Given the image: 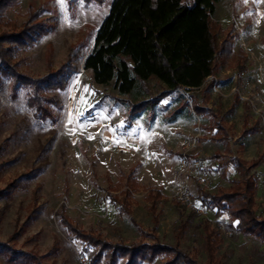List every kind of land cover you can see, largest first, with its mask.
<instances>
[{"label":"rangeland","instance_id":"374dc122","mask_svg":"<svg viewBox=\"0 0 264 264\" xmlns=\"http://www.w3.org/2000/svg\"><path fill=\"white\" fill-rule=\"evenodd\" d=\"M111 1L96 6L84 0H21L6 15L20 28L28 7H44L40 20L49 34L19 55L27 61L22 73L38 79L46 75L47 62L57 70L67 58L76 72L64 91L50 94L59 102L52 123L34 116L23 91L12 98L8 82L0 88V191L17 186L10 199L0 198V245L43 256L44 264H88L96 250L86 248L73 229L130 245L141 241L140 227L154 229L162 244L179 243L186 253L196 252L203 263L204 236L214 231L221 239L216 256L223 264H264V242L238 233L225 212L197 193V184L215 193L239 178L230 157L249 161L264 153V0H222L211 18L218 39L233 36L235 51L247 57L246 74L234 68L216 76L208 105L226 122L229 155L225 142L203 140L209 118L183 107L189 93L177 90L138 113L139 104L165 90L161 84H137L121 95L113 83L92 81L83 61ZM194 94L199 98L200 90ZM235 97L239 102L230 110ZM245 116L247 127L257 132L242 137ZM215 152L222 157L212 158ZM129 173L141 188L125 202L127 214L112 197L122 199ZM248 174L257 181V212L264 219V161ZM149 190L162 194L156 224L146 201ZM181 222L187 227L178 236ZM0 264H6L1 255Z\"/></svg>","mask_w":264,"mask_h":264},{"label":"trees","instance_id":"16d2710c","mask_svg":"<svg viewBox=\"0 0 264 264\" xmlns=\"http://www.w3.org/2000/svg\"><path fill=\"white\" fill-rule=\"evenodd\" d=\"M106 0H84L85 4L102 6ZM222 0H193L191 6L184 0H112L109 11L98 26L90 53L83 61V69L91 72L92 81L99 86L113 88L121 95H128L136 85L144 88L148 82L161 84L165 90L157 97L138 105V113L158 105L170 93L183 90L189 93L191 110L200 117H208L204 128L209 139L221 142L228 139L224 122L219 113L207 107L211 90L215 87L210 77H215L222 69H236L239 75L246 72L247 57L234 50V37L226 36L219 40L211 23L216 6ZM21 0H0V88L9 84L12 98L24 92L26 106L33 110L41 122H54L53 109L59 102L51 93L65 90L69 79L76 72L71 60L67 58L59 69L53 70L46 63V75L34 79L20 71L26 59L19 55L49 34L46 22L40 20L44 7H28L26 21L20 28L6 21L9 11L19 7ZM216 28V27H215ZM200 91L199 98L194 94ZM188 103L184 101L183 107ZM250 130H245L246 134ZM214 158L220 157L216 153ZM257 160L245 162L230 158L228 162L236 168L240 178L233 180L227 188H218L215 193L203 192L198 186L202 202L225 212L235 230L264 242V219L258 214L256 203L257 182L248 175L261 163ZM124 174H121L123 178ZM126 190L122 199L112 197L122 212L130 214L125 202L136 187L141 188L132 173L124 177ZM17 186L11 184L0 191V198L10 199ZM146 201L153 221L157 223V201L162 199L159 191L149 190ZM194 212H191L193 215ZM29 221H26L28 224ZM187 222L179 226L180 236ZM204 230L208 228L205 222ZM141 241L125 245L103 240L100 235L73 229L74 235L82 244L96 252L88 264H153L157 259L161 264H223L216 256L221 244L219 236L212 231L204 236L205 261L199 262L196 252L183 251L176 243L174 246L162 244L155 230L144 231L139 227ZM14 237L10 239L13 241ZM147 239H152L149 243ZM55 242L51 251H55ZM0 255L6 264H44L43 256L38 257L31 251H17L9 245H0Z\"/></svg>","mask_w":264,"mask_h":264},{"label":"crops","instance_id":"0c3cea01","mask_svg":"<svg viewBox=\"0 0 264 264\" xmlns=\"http://www.w3.org/2000/svg\"><path fill=\"white\" fill-rule=\"evenodd\" d=\"M234 45V44H233ZM235 50V49H234ZM240 53H242V52H240ZM244 55V54H243ZM245 56V55H244ZM222 70H226V69H222ZM221 70V71H222ZM231 70V69H230ZM220 71V72H221ZM219 72V73H220ZM246 72H247V67H246ZM246 72L244 73V74H246ZM218 73V74H219ZM218 74H216V76L218 75ZM244 74H241V75H244ZM239 75V74H238ZM240 75V76H241ZM216 76L215 77H210V78H208V79H210V81L211 80H214V82H215V86H216V84H217V82H216ZM207 79V80H208ZM206 80V81H207ZM209 81V82H210ZM208 82V83H209ZM206 85V82L204 83V85H203V87ZM200 90V89H199ZM197 91V90H196ZM201 91V90H200ZM184 101L185 100H182V103H184ZM210 101H211V97H210ZM187 103H189V105L187 106V107H189L190 109H191V104H190V101H189V98H188V101H186ZM239 102V99H238V97H235V99H234V101H233V103H232V106L230 107V110H232L233 108H234V106L237 104ZM210 103V102H209ZM209 103H208V105H209ZM208 105H207V107H208ZM243 107H244V109L247 111V109H248V104L247 103H243ZM211 109V108H210ZM214 110V109H213ZM192 111V110H191ZM215 111H217V110H215ZM193 112V111H192ZM218 113H219V115H220V117L222 118V120H223V122H224V126H225V129H226V133H227V135H228V139L227 140H224V141H221V142H215V143H223V142H225L226 143V147H225V153L226 154H230L231 153V151H230V149H229V147L227 146V141L229 140V134H228V130H227V126H226V122H225V120H224V118L222 117V115H221V113L219 112V111H217ZM196 115V114H195ZM197 116V115H196ZM247 121H248V118L245 116V118H244V121H243V125H242V131H241V135H242V137H246L247 135H249V134H252V133H255V132H257V128H255V127H247ZM205 128V127H204ZM205 130V129H204ZM245 130H250V131H248L246 134H244V131ZM205 136L206 137H204L203 138V140H210L211 142H214V141H212L211 139H209V135L208 134H206V132H205ZM216 153H218V154H220V157H218L217 159H219V158H221L222 157V155H221V153H219V152H215L214 154H213V156L216 154ZM263 156V159H262V161H261V163L259 164V166H257L255 169H253V170H256V169H258V168H260L261 166H262V163H263V161H264V153H261V154H259L255 159H251V160H249V161H247V160H244V159H241V158H239V157H230V158H238V159H240V160H243V161H245V162H251V161H255V160H257L258 159V157L259 156ZM212 156V158H214ZM229 158V159H230ZM229 159H228V161H229ZM230 163V162H229ZM231 164V163H230ZM233 165V164H232ZM234 166V165H233ZM234 168H235V166H234ZM235 171H236V168H235ZM251 171V170H250ZM237 172V171H236ZM238 174V173H237ZM239 175V174H238ZM249 175V174H248ZM251 176H253V175H251ZM254 177V176H253ZM239 178H240V176H239ZM238 178V179H239ZM235 180H237V179H235ZM256 180V179H255ZM257 182V181H256ZM198 184H197V188H198ZM201 188V187H200ZM220 188H222V187H220ZM201 190H202V188H201ZM203 192H207V191H204V190H202ZM257 191H258V185H257ZM263 192H264V189H263ZM197 193H198V189H197ZM209 193V192H208ZM213 194V193H212ZM256 195H257V192H256ZM198 196H199V194H198ZM200 197V196H199ZM201 199V198H200ZM230 220V219H229ZM234 223V222H233Z\"/></svg>","mask_w":264,"mask_h":264},{"label":"snow or ice","instance_id":"6c2138e0","mask_svg":"<svg viewBox=\"0 0 264 264\" xmlns=\"http://www.w3.org/2000/svg\"><path fill=\"white\" fill-rule=\"evenodd\" d=\"M61 2H63V0H61Z\"/></svg>","mask_w":264,"mask_h":264}]
</instances>
